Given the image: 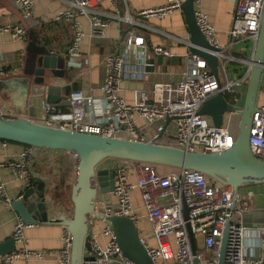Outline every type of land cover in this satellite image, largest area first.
I'll list each match as a JSON object with an SVG mask.
<instances>
[{
    "label": "built area",
    "instance_id": "2783aa9c",
    "mask_svg": "<svg viewBox=\"0 0 264 264\" xmlns=\"http://www.w3.org/2000/svg\"><path fill=\"white\" fill-rule=\"evenodd\" d=\"M103 1L64 0L65 8L55 15L56 21L63 18L72 20L73 34L67 49V65L80 69L83 63H88L78 52V43L84 36L76 21L78 15H84L89 19L88 36L95 39L104 37L105 28L111 18L132 23L128 16L120 13L107 15L99 11L96 6ZM111 1L114 5L118 3L117 0ZM199 1L194 0V3L198 4ZM231 1L234 8L231 26L228 29L231 42L229 44L242 39L251 40L253 43L257 37L264 0ZM11 2L18 11L21 22L0 25V33L8 32L13 38L21 39L27 26H40L42 20L34 17L32 0ZM182 2L183 0H164L163 4L142 9L137 14L161 18L180 10ZM194 16L196 25L208 43L218 46L214 28L206 15L200 10H195ZM133 45L143 47V37L129 31L122 36L118 48L103 58L105 77L98 90L105 102L104 115L107 120L105 123L86 121L85 105L91 102L92 95L74 89L67 96L69 102L67 118L56 119L55 117L62 114L61 108L43 99L40 104L41 122L49 126L104 136L152 140L187 151L212 153L231 147L235 138L234 120L239 116L238 111L228 112L222 125L217 127L207 116L200 115L198 110L207 98L218 92L229 98L228 101L233 106L239 107L238 89L243 83L246 84L248 68L241 76L229 78L227 58L221 54L216 77L201 57L188 53L186 56L188 68L182 80L175 83H155L150 92L144 89L136 90L133 102L127 103L119 95V85L122 77L135 75L133 70L136 67L125 64L123 56V53L129 51ZM154 52L169 54L161 46H156ZM3 73L0 64V74ZM261 89L264 91V83ZM36 95H45L44 86H32L30 96ZM11 114L6 107L0 106V115ZM137 118L143 120L145 128L154 127V134L146 136L142 127H138ZM167 118L170 119L168 122ZM6 143L2 141L3 146ZM249 144L252 152L264 161V106L257 107L252 116ZM26 162L22 157L0 162V166H6L19 177L27 178L29 174L25 168ZM166 168L162 171L158 165L151 163L114 160L110 198L97 201V208L103 215L128 216L135 223L138 232L142 217L150 224L154 244H149L140 232L139 239L152 264H216L219 242L227 222L229 225L224 264H257L264 260V219L256 230H249L242 225L245 209L237 204L241 197L239 193L236 206L231 208L230 186L211 180L196 170ZM129 171L134 175V182L129 181ZM134 189L140 193L142 217L133 200ZM0 200L7 204L11 200L5 194L1 183ZM28 225L31 224L24 223L20 218L16 219L12 233L16 248L11 253L3 255L0 264H12L17 258L43 257L42 251L25 246L24 228ZM62 241L59 264H70L71 238L65 229ZM89 244L90 251L84 252L81 264H134L121 254L113 232L106 224L102 225L99 233L92 231Z\"/></svg>",
    "mask_w": 264,
    "mask_h": 264
},
{
    "label": "crops",
    "instance_id": "0c3cea01",
    "mask_svg": "<svg viewBox=\"0 0 264 264\" xmlns=\"http://www.w3.org/2000/svg\"><path fill=\"white\" fill-rule=\"evenodd\" d=\"M32 1L34 17L42 20L41 25L27 26L25 35L21 39L13 38L8 32L0 33V64L3 72L13 77L29 74L27 77L30 89L26 97L17 95L20 90L17 85H12L15 88L14 91H9L7 88L0 91V106L6 107L12 113L10 117H25L41 122L40 104L45 96H30L31 88L37 81L41 86L55 84L92 95L91 102L85 105V119L92 123H105L107 121L104 115L105 102L98 90L105 77L103 58L113 49L118 48L122 36L129 31L141 35L144 46L133 45L129 51H123L124 63L136 67L133 70L134 76L122 77L120 81L119 95L124 101L132 103L136 90L144 89L150 92L155 83H175L184 78V73L188 68L186 56L189 53V31L181 9L161 18L144 17L137 14L142 9L163 4L164 0H117L116 5L111 0H104L96 6L99 11L107 15L120 13L128 16L132 23L111 18L109 25L105 28L104 37L100 39L88 36L90 21L86 16L78 15L76 21L84 33L78 43V52L82 59L86 58L88 61V63H83L80 69L66 64L67 49L73 34L72 20L65 18L54 20L55 15L65 8L64 0ZM233 8L231 0H200L198 4L194 3V9L204 13L214 28L216 43L222 48V54L227 58L229 78L241 76L246 71L247 59L252 50L251 40L242 39L229 44L231 42L228 29L231 26ZM20 22V15L11 0H0V25ZM40 43H43L51 52L64 57L63 67L41 70L36 60L30 61L28 58L30 49L34 51ZM156 46L163 47L169 54L155 53ZM125 70L126 67L123 68V71ZM245 85L243 83L238 89V105H241L243 101ZM64 98L67 99V96ZM256 105L257 107L264 106V91L261 87ZM60 108L62 114L55 118L66 119L69 106ZM137 125L142 127L146 136L154 134V127L145 128L142 119L137 118ZM22 157L27 161L25 168L29 176L21 178L10 168L0 166V183L7 197L12 200L19 198L27 189L32 188L33 179H40L44 184L43 200L50 204L49 221L37 222L24 228L25 246L32 250L42 251L43 257L17 258L12 264H59L64 228L56 222V219L60 216L65 218L71 216L66 209L67 205L63 204L65 203V186L62 187L66 181L64 167L68 166L70 171L72 169L71 156L52 149L27 148L18 143L7 142L3 146L0 141V162ZM113 164V159H106L100 163L99 168H112ZM128 178L129 181L134 182V175L130 171ZM239 194L241 197L237 204L245 209L243 217L249 215L253 222L260 225L259 210L264 208V184L243 186L239 189ZM132 196L136 209L142 217V201L139 191L134 189ZM107 198H110L109 194L98 199L104 201ZM111 201H113L112 197ZM17 218H19L17 213L5 201L0 200V242L12 236ZM102 225V222L94 221L91 226L92 231L99 233ZM258 227H248V229L256 230ZM139 232L141 236L146 237L149 244H154L150 224L143 217L140 220ZM256 253L258 254V250ZM1 258L2 256H0V263Z\"/></svg>",
    "mask_w": 264,
    "mask_h": 264
},
{
    "label": "water",
    "instance_id": "95a60500",
    "mask_svg": "<svg viewBox=\"0 0 264 264\" xmlns=\"http://www.w3.org/2000/svg\"><path fill=\"white\" fill-rule=\"evenodd\" d=\"M180 9L189 31V53L201 57L217 77L222 48L208 43L200 32L194 16V0H183ZM30 51L28 58L30 61L36 60L41 70L64 65V57L51 52L43 43L35 47L34 51ZM247 64L248 76L240 107L233 106L227 97L218 92L207 98L198 110L200 115L209 117L211 123L217 127L222 125L228 112L238 111L234 142L231 147L220 152L187 151L152 140L104 136L49 126L25 117L0 115V139L33 148L57 150L71 156L72 214L70 217L60 216L56 219L71 238L70 264H81L84 252L90 251L91 226L96 220L106 224L113 232L121 254L126 259L134 264H152L144 245L140 242L139 232L133 220L125 215H103L97 208L98 198L108 195L113 188V169L99 168L100 163L106 159L139 161L199 171L211 180L230 186L231 208L236 206L239 189L243 186L264 184V161L252 152L249 144L252 116L257 110L258 92L264 83V1L257 37L252 43ZM28 75L13 77L7 73L0 74V91L5 88L14 91L12 85H17L20 87L17 95L26 97L30 89ZM35 85L40 84L35 81ZM44 89V99L47 103L56 107L69 106L68 99L64 98L71 91L69 87L45 84ZM169 120L167 118L166 122ZM31 187L22 197L10 200L8 205L26 224L49 221L50 204L43 200L44 184L40 179H33ZM259 219L260 222L264 219V208L259 210ZM228 225L229 222L225 224L219 242L216 264H224ZM242 225L248 228L258 227L259 224L253 222L251 216L245 215ZM15 248L14 238L9 236L0 242V256L11 253ZM257 264H264V260Z\"/></svg>",
    "mask_w": 264,
    "mask_h": 264
},
{
    "label": "rangeland",
    "instance_id": "374dc122",
    "mask_svg": "<svg viewBox=\"0 0 264 264\" xmlns=\"http://www.w3.org/2000/svg\"><path fill=\"white\" fill-rule=\"evenodd\" d=\"M240 104H242V103H240ZM241 105H239V107H240ZM159 167V169L161 170V169H164V170H162V171H165L167 168L166 167H164V166H158ZM169 168V167H168ZM64 173H65V177H66V181H65V183L62 185V187H64L65 186V192H64V200H65V203H63L64 205H67L66 206V209H67V211L70 213V214H72V203H70V178H71V175H70V173H71V171H70V168L67 166V167H64ZM61 187V188H62ZM61 194V193H60ZM210 256V255H209ZM209 256H207V257H209ZM206 257V256H205Z\"/></svg>",
    "mask_w": 264,
    "mask_h": 264
},
{
    "label": "trees",
    "instance_id": "16d2710c",
    "mask_svg": "<svg viewBox=\"0 0 264 264\" xmlns=\"http://www.w3.org/2000/svg\"><path fill=\"white\" fill-rule=\"evenodd\" d=\"M62 110V109H61ZM7 116H9V115H7ZM0 141H5V142H10V141H6V140H3V139H0ZM10 143H16V142H10ZM19 144V143H18ZM21 145H23V144H21ZM24 147H29V146H27V145H23Z\"/></svg>",
    "mask_w": 264,
    "mask_h": 264
},
{
    "label": "bare ground",
    "instance_id": "6f19581e",
    "mask_svg": "<svg viewBox=\"0 0 264 264\" xmlns=\"http://www.w3.org/2000/svg\"><path fill=\"white\" fill-rule=\"evenodd\" d=\"M236 120H234V127H235V130H236V125H237V121H238V118H235Z\"/></svg>",
    "mask_w": 264,
    "mask_h": 264
}]
</instances>
